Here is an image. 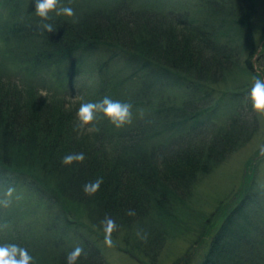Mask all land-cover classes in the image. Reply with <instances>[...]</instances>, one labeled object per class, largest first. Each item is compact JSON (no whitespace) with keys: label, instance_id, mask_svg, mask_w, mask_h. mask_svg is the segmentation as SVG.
<instances>
[{"label":"trees","instance_id":"obj_1","mask_svg":"<svg viewBox=\"0 0 264 264\" xmlns=\"http://www.w3.org/2000/svg\"><path fill=\"white\" fill-rule=\"evenodd\" d=\"M110 1L92 0L104 8L81 17L84 0H0V264H105L93 235L122 239L126 246L117 247L131 257L164 264L167 241L195 218L197 180L258 130L240 113L225 122L214 116L225 96L253 88L241 77H255L261 43L264 67L259 0H196L192 8L186 0H147L166 8L133 16L137 0ZM97 47L136 77L181 86L177 101L148 99L144 114L133 109L141 114L132 117L136 137L117 130L127 103L112 81L96 82L91 104L72 102L74 91L89 87L73 83L78 57ZM47 77L53 86L42 91ZM249 168L233 197L239 205L222 217L199 264H264V192ZM252 204L259 220L246 212ZM222 205L217 216L229 212Z\"/></svg>","mask_w":264,"mask_h":264},{"label":"rangeland","instance_id":"obj_2","mask_svg":"<svg viewBox=\"0 0 264 264\" xmlns=\"http://www.w3.org/2000/svg\"><path fill=\"white\" fill-rule=\"evenodd\" d=\"M88 1L89 0H84L85 6L90 9L87 7L84 8L85 6H83L81 17L83 13L89 15L90 11L96 8H104L105 6H103V1L97 3V5L96 3H93L92 0ZM146 1L147 0H137L135 5L129 3L132 6L130 11L132 14L131 16L137 11L160 14L163 12L161 10L166 8L164 5L156 6L155 8L151 7L145 3ZM186 1H190L189 5L191 8L197 4L196 0ZM116 3L117 0L110 1L107 7H111ZM257 7L256 36L258 39H262L264 36L262 30L264 24V0H259ZM140 21L142 25H145L142 20ZM261 44H259L258 52L252 59L255 77H241V80L246 83L248 87L251 86L253 88L250 91L247 90V93L244 96H238V99L234 98V100H231L229 95L225 96L214 116L217 121L225 122L233 114L240 113L245 118L247 117V119L255 118L257 120L256 123L258 130H256V134L251 137L250 140L231 153L223 163L219 164L212 171L201 176L197 180L195 192L190 203L195 218L198 219L194 218L189 221V228L184 234H180L167 241V245L159 256L160 262L162 261L164 264H171L173 261L178 259L181 260L183 258H186L185 264L200 263L207 252L218 225L220 227L221 223L231 210L239 205L240 199L233 197L237 193L243 180V170L245 166L251 165L249 171L255 172L253 183L255 186H259V189L264 192V67L261 66V61L263 60L260 56V50L262 48ZM262 53L263 52H261V54ZM109 56H111L110 53H106L102 47H97L89 51L85 56L78 57V63L80 64L81 69L75 73L73 83L76 85L77 82L78 84L85 83V86L89 87H81V92L79 89L74 91L73 97L77 98L73 99L72 102L79 103L83 101L85 103L90 102L89 104H91L92 100H95V97L91 96L94 95V91L92 90L95 88L96 82L99 80H105V82L112 81L115 83L112 86L115 89L116 98L127 103L124 106V112L118 118L117 130H126V132L132 134L133 137H136L137 130L130 129L135 125L132 117H134L135 114L141 115L145 113L144 111L146 109L143 108L145 106L143 102H146L148 99L154 101L174 99L177 101L182 95H176L181 91V86L174 81L160 79L155 74L139 75V77H136L131 74V71H133L132 67L126 65L122 60L118 59V57L115 58L113 56L111 58ZM52 86V80L47 77L46 83H41L39 88L42 89V91H46ZM244 97H246V99L242 100ZM165 100L162 101L163 104H165ZM134 108L139 109L141 114L139 111L133 112ZM92 114L93 112L91 111L89 116ZM80 119L83 124L87 121V118L84 116H80ZM86 129L87 131H91L90 126ZM174 145L175 143L172 144V147H174ZM259 198H261V196ZM220 204H223L222 206L228 205L229 207V212L225 216H217L216 209ZM250 207L251 208L246 210L248 216L256 217L257 213L253 211L255 208L254 204ZM37 213L38 210L34 208L31 220L36 217ZM51 215L52 218H55L54 205L52 206ZM68 217L71 218L70 215H68ZM257 219L259 220V218L256 217L255 220ZM260 219H264V216H261ZM201 222L204 226L202 229L204 235H202L203 232H201V228L198 226V223ZM254 224L255 222L252 221V225ZM60 225H62V222ZM37 227L43 229L40 224V218H38ZM121 235L123 236V232H121ZM93 236L91 239L94 240L100 248L105 264H146L147 261L145 258L142 257L140 258L141 260L133 258L117 247V244L120 247L126 246V243L123 242L122 239L118 238L116 242L112 240L113 237L111 235H107V237H104L103 239L101 238V240ZM108 237L112 238L110 239L111 241L108 240ZM67 243L69 244L68 241Z\"/></svg>","mask_w":264,"mask_h":264}]
</instances>
